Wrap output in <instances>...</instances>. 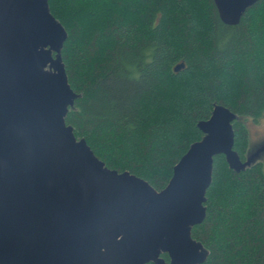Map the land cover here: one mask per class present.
I'll use <instances>...</instances> for the list:
<instances>
[{
	"label": "trees",
	"instance_id": "trees-1",
	"mask_svg": "<svg viewBox=\"0 0 264 264\" xmlns=\"http://www.w3.org/2000/svg\"><path fill=\"white\" fill-rule=\"evenodd\" d=\"M48 2L67 30L62 59L79 95L66 122L109 168L162 190L216 104L264 118V0L237 25L221 20L214 0ZM233 126L246 160L248 127L240 118ZM206 196V217L192 228L209 252L201 264H264V163L237 172L216 155Z\"/></svg>",
	"mask_w": 264,
	"mask_h": 264
},
{
	"label": "water",
	"instance_id": "water-1",
	"mask_svg": "<svg viewBox=\"0 0 264 264\" xmlns=\"http://www.w3.org/2000/svg\"><path fill=\"white\" fill-rule=\"evenodd\" d=\"M259 1L214 3L237 25ZM67 37L48 0H0V264L203 263L192 228L207 214L215 156L240 172L264 145L243 160L240 117L216 104L164 189L109 168L66 122L79 96L62 59Z\"/></svg>",
	"mask_w": 264,
	"mask_h": 264
},
{
	"label": "rangeland",
	"instance_id": "rangeland-1",
	"mask_svg": "<svg viewBox=\"0 0 264 264\" xmlns=\"http://www.w3.org/2000/svg\"><path fill=\"white\" fill-rule=\"evenodd\" d=\"M245 122L249 130L250 146L248 155H252L264 145V118L259 123L254 122L252 119L240 117ZM261 160L264 163V150L255 157L254 161Z\"/></svg>",
	"mask_w": 264,
	"mask_h": 264
}]
</instances>
